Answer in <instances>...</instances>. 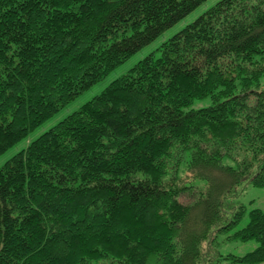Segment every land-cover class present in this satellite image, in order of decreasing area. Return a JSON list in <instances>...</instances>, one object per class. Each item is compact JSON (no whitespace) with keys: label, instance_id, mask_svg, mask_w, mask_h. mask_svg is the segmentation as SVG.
<instances>
[{"label":"trees","instance_id":"1","mask_svg":"<svg viewBox=\"0 0 264 264\" xmlns=\"http://www.w3.org/2000/svg\"><path fill=\"white\" fill-rule=\"evenodd\" d=\"M206 1L0 0V156ZM246 187L264 0H219L0 167V264H262Z\"/></svg>","mask_w":264,"mask_h":264},{"label":"rangeland","instance_id":"2","mask_svg":"<svg viewBox=\"0 0 264 264\" xmlns=\"http://www.w3.org/2000/svg\"><path fill=\"white\" fill-rule=\"evenodd\" d=\"M219 0H207L199 7H197L193 12L187 15L183 20L179 21L173 27L169 28L163 32L157 39H155L151 44L145 46L142 50L137 52L135 55L130 57L126 62L115 68L107 76H105L101 81L91 86L89 89L78 95L73 101H71L66 107L62 108L58 113H56L52 118L47 120L43 125L35 129L29 134L25 139L8 149L4 154L0 156V167L13 157L20 150L26 148L30 142L39 137L42 133L49 130L51 127L56 125L66 116L70 115L74 111L78 110L83 104L92 99L94 96L100 94L112 81L125 75L137 62L145 58L152 52L157 51L159 46L171 38L174 34L183 29L187 24L194 21L200 14L205 12L208 8L212 7ZM209 105V100H203L194 103L192 108L197 109L200 107H206ZM239 202L247 206V212L251 209H260L264 211V188H252L246 187L244 192L239 197ZM247 221V217L243 219L241 224L238 226L242 227ZM256 242H235L228 243L224 242L221 244L218 253L222 256L234 255L243 256L248 252H251L256 247ZM218 264H232L230 261H221ZM264 264V263H262Z\"/></svg>","mask_w":264,"mask_h":264}]
</instances>
